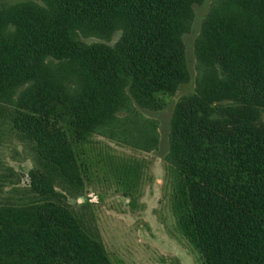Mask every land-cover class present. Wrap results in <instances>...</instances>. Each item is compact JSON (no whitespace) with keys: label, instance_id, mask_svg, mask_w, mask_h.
I'll return each mask as SVG.
<instances>
[{"label":"trees","instance_id":"1","mask_svg":"<svg viewBox=\"0 0 264 264\" xmlns=\"http://www.w3.org/2000/svg\"><path fill=\"white\" fill-rule=\"evenodd\" d=\"M202 1L47 0L45 9L11 8L14 33H0V97L24 80L35 82L20 94L26 128L43 142L45 174L31 173L30 191L44 200L0 211L8 215L0 218L7 223L0 264H110L51 186L54 177L75 187L82 180L50 116L73 118L81 136L114 116L124 88L148 106L175 92L188 79L182 21ZM207 17L205 64L217 61L223 71L211 88L185 95L175 108L168 161L181 179L173 206L204 264H264V0L220 1ZM119 29L112 46L84 42ZM50 54L80 79L88 102L55 105L66 94L44 80Z\"/></svg>","mask_w":264,"mask_h":264},{"label":"rangeland","instance_id":"2","mask_svg":"<svg viewBox=\"0 0 264 264\" xmlns=\"http://www.w3.org/2000/svg\"><path fill=\"white\" fill-rule=\"evenodd\" d=\"M220 1L224 0H203L182 21L188 79L175 92L161 94L157 105H139L124 88L114 116L81 136L73 118L50 116L55 136L67 137L82 180V186L75 187L54 177L51 186L65 197L62 205L69 206L83 228L98 238L110 264H204L198 248L179 227L173 197L181 176L168 156L172 119L180 99L189 93H204L212 87L213 77H221V64L206 65L202 51L207 16ZM23 4L35 10L48 6L47 0H0V33L4 36L15 29L7 21L8 12ZM121 33L119 29L105 38L91 36L84 42L112 46ZM45 62L44 80L66 94L60 100L62 106L55 103L58 108L81 103V99L88 102L85 86L69 67L61 68L62 61L53 54L46 55ZM24 81L12 95L0 97V211L44 200L30 191L31 173L44 176L45 168L42 141L26 128L27 110L20 94L35 82ZM260 118L264 123V110ZM48 146L51 149L52 144ZM7 217L0 215L1 219ZM1 223L0 229L7 227Z\"/></svg>","mask_w":264,"mask_h":264}]
</instances>
